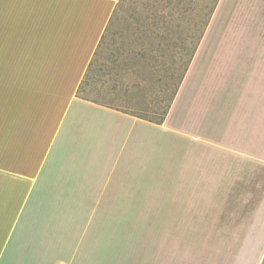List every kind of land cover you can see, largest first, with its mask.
Returning <instances> with one entry per match:
<instances>
[{
	"label": "crops",
	"instance_id": "1",
	"mask_svg": "<svg viewBox=\"0 0 264 264\" xmlns=\"http://www.w3.org/2000/svg\"><path fill=\"white\" fill-rule=\"evenodd\" d=\"M117 2L0 0V264H264V0H218L161 122L78 94Z\"/></svg>",
	"mask_w": 264,
	"mask_h": 264
},
{
	"label": "rangeland",
	"instance_id": "2",
	"mask_svg": "<svg viewBox=\"0 0 264 264\" xmlns=\"http://www.w3.org/2000/svg\"><path fill=\"white\" fill-rule=\"evenodd\" d=\"M217 2L118 0L78 94L135 114L158 115L167 103L171 75H178L184 67L194 39L199 34L202 38ZM220 206L224 213L215 226L205 219L212 216L211 210L204 211L200 221L203 228L215 227L220 234L202 238H213L220 246H237L241 237L228 233L227 220L222 218L226 205ZM149 208L150 204L140 205V210Z\"/></svg>",
	"mask_w": 264,
	"mask_h": 264
},
{
	"label": "trees",
	"instance_id": "3",
	"mask_svg": "<svg viewBox=\"0 0 264 264\" xmlns=\"http://www.w3.org/2000/svg\"><path fill=\"white\" fill-rule=\"evenodd\" d=\"M215 1H217V0H215ZM117 3H118V2H117ZM116 5H117V4H116ZM115 7H116V6H115ZM114 10H115V9H114ZM211 11H212V10H211ZM113 12H114V11H113ZM209 17H210V15H209ZM207 22H208V20H207ZM207 22H206V24H207ZM201 35H202V33H201ZM102 37H103V35H102ZM102 37H101V40H102ZM200 37H201V36H200V34H199V35H198V38H197V39H194L193 48H192V50H191V52H190L191 55H189L188 60L185 61L184 67L182 66L181 71L178 73V75H176V76H175V75H173V76L171 75V78H170V80H171V81H170V85H171L170 93H169V96H168V99H167V103H166V105L164 106V108L161 110V112L158 113V115H156V116H153V115H146L145 113H141V115H140V114H135V113H133V112H130V113H133V114H135V115H137V116H139V117H142V118L148 119V120H150V121H154V122H161V121L163 120V118L165 117V114L167 113V110H168V108H169V106H170V103L172 102V100H173V98H174V96H175V93H176V91H177V88H178V86H179V84H180V82H181V80H182V78H183V76H184V73H185V71H186V69H187V67H188V64H189L190 61H191V58H192V56H193V54H194V51H195V49H196V47H197V44H198V42H199V40H200V39H199ZM101 40H100V42H101ZM100 42H99V44H100ZM99 44H98V46H99ZM98 46H97V48H98ZM97 48H96V50H95V52H94V54H93V57H92V59H91L89 65H88V67H87V70H86V72H85V74H84V76H83V79H82V81H81V83H80V85H79L77 91H79L81 84L83 83L84 79H85L86 76H87L88 70L90 69V65H91V63H92V61H93V58H94L95 54H96ZM177 62H180V64L182 63V61H177ZM173 63H175V62L173 61ZM86 99H88V98H86ZM90 100H93V99H90ZM93 101H96V100H93ZM96 102L102 103V102H100V101H96ZM103 104H106V103H103ZM106 105H108V106H112V105H109V104H106ZM112 107H114V106H112ZM115 108H117V107H115ZM156 110H158V105H157V106L155 107V109L153 110V114H154V112H155V113L157 112Z\"/></svg>",
	"mask_w": 264,
	"mask_h": 264
}]
</instances>
